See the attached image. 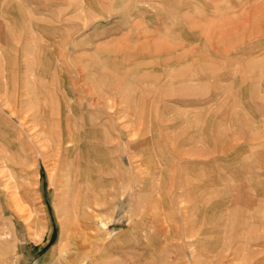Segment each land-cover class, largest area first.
Segmentation results:
<instances>
[{
    "label": "rangeland",
    "instance_id": "rangeland-1",
    "mask_svg": "<svg viewBox=\"0 0 264 264\" xmlns=\"http://www.w3.org/2000/svg\"><path fill=\"white\" fill-rule=\"evenodd\" d=\"M0 264H264V0H0Z\"/></svg>",
    "mask_w": 264,
    "mask_h": 264
},
{
    "label": "bare ground",
    "instance_id": "bare-ground-1",
    "mask_svg": "<svg viewBox=\"0 0 264 264\" xmlns=\"http://www.w3.org/2000/svg\"><path fill=\"white\" fill-rule=\"evenodd\" d=\"M60 193H61V192H60ZM68 223H69V222H68ZM67 225H68V224H67ZM64 228H65V226H64ZM66 229H67V228H66ZM70 229H71V233H72V229H74V228L71 226ZM70 229H69V230H70ZM64 230H65V229H64ZM65 232H67V231L65 230ZM73 232H74V231H73ZM75 232H76V231H75ZM74 234H75V233H74ZM71 235H72V234H71ZM59 238H60V237H59Z\"/></svg>",
    "mask_w": 264,
    "mask_h": 264
}]
</instances>
